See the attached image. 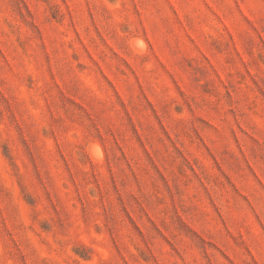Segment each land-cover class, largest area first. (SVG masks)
Wrapping results in <instances>:
<instances>
[{"label":"rangeland","instance_id":"obj_1","mask_svg":"<svg viewBox=\"0 0 264 264\" xmlns=\"http://www.w3.org/2000/svg\"><path fill=\"white\" fill-rule=\"evenodd\" d=\"M0 264H264V0H0Z\"/></svg>","mask_w":264,"mask_h":264}]
</instances>
